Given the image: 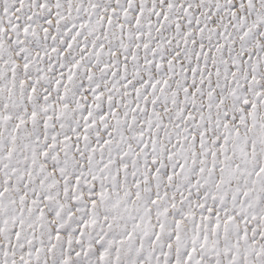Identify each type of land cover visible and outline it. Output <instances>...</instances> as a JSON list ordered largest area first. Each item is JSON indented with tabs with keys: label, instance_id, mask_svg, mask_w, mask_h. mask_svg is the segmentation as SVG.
Wrapping results in <instances>:
<instances>
[{
	"label": "snow or ice",
	"instance_id": "obj_1",
	"mask_svg": "<svg viewBox=\"0 0 264 264\" xmlns=\"http://www.w3.org/2000/svg\"><path fill=\"white\" fill-rule=\"evenodd\" d=\"M0 264H264V0H0Z\"/></svg>",
	"mask_w": 264,
	"mask_h": 264
}]
</instances>
